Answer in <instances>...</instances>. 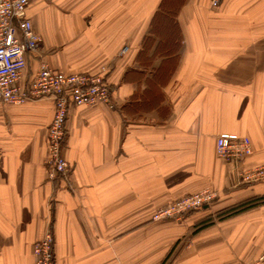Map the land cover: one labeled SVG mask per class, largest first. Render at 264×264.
<instances>
[{"label":"crops","instance_id":"1","mask_svg":"<svg viewBox=\"0 0 264 264\" xmlns=\"http://www.w3.org/2000/svg\"><path fill=\"white\" fill-rule=\"evenodd\" d=\"M27 16L43 40L21 86L42 61L105 70L113 107L70 106L71 168L52 180L54 99L0 101V264H35L48 232L55 264H240L264 254V202L201 230L202 213L152 219L206 188L218 192L208 211L264 195V181L240 180L264 165V0L215 9L210 0H35ZM224 133L248 138L252 153L220 158Z\"/></svg>","mask_w":264,"mask_h":264},{"label":"built area","instance_id":"2","mask_svg":"<svg viewBox=\"0 0 264 264\" xmlns=\"http://www.w3.org/2000/svg\"><path fill=\"white\" fill-rule=\"evenodd\" d=\"M35 0H0V101L21 104L28 99L52 97L55 115L48 129L45 164L48 178L56 179L68 175L71 165L64 155L67 137V118L72 105L84 106L104 103L113 107L112 93L105 70L97 74L66 73L54 69L42 61L39 69L26 87L21 86L23 70L27 68V55L35 53L42 37L34 29L27 16V8ZM222 0H210L212 9L218 8ZM216 150L226 161L241 162L252 153L248 138L233 133L217 137ZM241 183L252 184L264 181V165L245 168L240 173ZM218 192L209 188L188 194L159 208L154 220L164 218L181 219L186 214L202 209L217 198ZM54 235L46 233L33 247L35 264H55ZM240 264H264V254L253 261Z\"/></svg>","mask_w":264,"mask_h":264},{"label":"trees","instance_id":"3","mask_svg":"<svg viewBox=\"0 0 264 264\" xmlns=\"http://www.w3.org/2000/svg\"><path fill=\"white\" fill-rule=\"evenodd\" d=\"M264 202V195L260 197H254L249 200L239 202L230 206L221 207L213 212L207 213L203 216L195 225V230H201L205 227L213 225L218 221H223L234 216H237L243 212H246L260 203Z\"/></svg>","mask_w":264,"mask_h":264},{"label":"rangeland","instance_id":"4","mask_svg":"<svg viewBox=\"0 0 264 264\" xmlns=\"http://www.w3.org/2000/svg\"><path fill=\"white\" fill-rule=\"evenodd\" d=\"M42 40H43V39H42ZM126 48H127V47H124V48L122 49V52H124V51L126 50ZM214 209H216V207L211 206L209 211H210V212H213ZM209 211H208L206 208H202V209H199V210H196V211H193V212H191V213L186 214L185 217H186L187 215H191V214H193V213H202V216H204V215H206L207 213H209ZM185 217H183V218H185ZM183 218H181V219H183ZM152 219L154 220L153 216H152ZM164 219H165V218H164ZM176 219H177V218H176ZM160 220H162V219H160ZM154 221H159V220H154Z\"/></svg>","mask_w":264,"mask_h":264}]
</instances>
